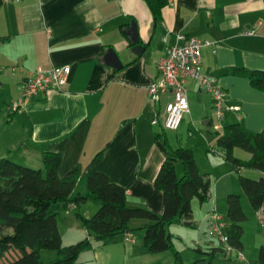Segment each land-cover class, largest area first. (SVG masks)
<instances>
[{
    "label": "crops",
    "instance_id": "crops-1",
    "mask_svg": "<svg viewBox=\"0 0 264 264\" xmlns=\"http://www.w3.org/2000/svg\"><path fill=\"white\" fill-rule=\"evenodd\" d=\"M132 22L138 42L145 48L141 55L131 51L132 45L121 31L127 25L129 35ZM177 35L197 36L209 42L202 47L200 70L224 89L225 104L236 107L225 110L222 120L216 119L215 124L239 122L253 133L264 129V91L254 88L247 77L232 72L235 67L264 69L263 0H168L158 21L153 20L144 0H18L0 4V107L6 109L19 98L22 81L36 68L69 64L71 72L62 91L40 92L28 98L17 112L0 113V158L15 154L20 161L34 160L41 169L44 151L58 153L60 178L73 169L78 171L72 191L75 196L87 193L84 171L101 152L94 170L126 188L127 205L162 214L163 193L154 187L153 180L164 153L155 139L154 127L158 123L151 121L155 113H162L170 94L153 103L148 100L147 86L158 76L159 57L178 43ZM110 48L120 58L121 68L106 65L104 55ZM186 88L189 111L176 132L183 125L187 133L192 128L198 131L199 139H188L187 147L193 150L201 174L209 178L206 170L201 172L197 153L213 163L209 171H214L217 162L224 172L214 185L210 182L209 199L226 210L225 197L239 193L232 186L233 170L219 153L206 149L214 144V137L210 139L198 127L199 121L207 126L213 124V99L193 80L187 82ZM167 139L170 145L168 136ZM209 153L218 157L210 159ZM97 208V203L86 200L78 207L64 209L66 216L58 225L63 245L86 236L93 239L73 210L91 216ZM207 214L208 210L204 226L197 225L192 212L193 227H167L174 246L182 229L187 232L186 228L202 227L208 234ZM144 223L132 219L129 224L138 228ZM196 236L190 241L198 249L214 248L206 240L207 246L202 249L201 243L205 242ZM173 262L170 251L149 253L140 231L118 235L104 243L92 241L78 257V264Z\"/></svg>",
    "mask_w": 264,
    "mask_h": 264
},
{
    "label": "trees",
    "instance_id": "trees-1",
    "mask_svg": "<svg viewBox=\"0 0 264 264\" xmlns=\"http://www.w3.org/2000/svg\"><path fill=\"white\" fill-rule=\"evenodd\" d=\"M144 1L153 20L161 19L162 9L168 0ZM125 27L123 25L121 31L129 45H132L126 30L128 26ZM232 72L247 77L254 88L264 91V69L235 67ZM155 139L160 141L165 150L164 160L153 180L154 187L163 193L162 214L127 205L126 188L110 181L104 173L94 170L101 152L93 157L84 171L87 193L75 196H72V191L79 177L78 171L73 169L60 178L57 174L60 164L58 153L44 151L43 170L0 158V264H78L79 254L92 241L104 243L134 231L141 232L144 247L149 253L170 251L173 264H183L167 227L174 224L194 226L191 202L194 198L201 203L209 199L210 179L199 173L190 147L173 148L169 145L164 128L156 133ZM235 148L248 152L249 157L236 156ZM207 150L220 152L222 158L234 167L240 188L257 215L264 204V129L253 133L246 131L239 122L224 125L221 130H216L214 144L208 145ZM177 163L182 166L180 177L176 172ZM244 168L257 170L262 175L257 179L245 177L240 174ZM86 200L97 203V210L91 216H85L74 209L73 215L93 239L86 236L76 243L63 245L58 231L59 212L72 205L78 207ZM244 218L240 195L228 194L224 214L225 233L228 244L236 251L242 248L240 222ZM132 219L143 220L145 223L132 228L129 224ZM217 240L218 248L210 247V250L203 252L207 257L201 260H207L208 264L216 251L225 255L223 243ZM42 250L54 251L55 257L44 262L40 253ZM197 250L202 252L201 249ZM10 251H14L16 256L3 262L2 259ZM256 264H264V241L259 246Z\"/></svg>",
    "mask_w": 264,
    "mask_h": 264
},
{
    "label": "built area",
    "instance_id": "built-area-1",
    "mask_svg": "<svg viewBox=\"0 0 264 264\" xmlns=\"http://www.w3.org/2000/svg\"><path fill=\"white\" fill-rule=\"evenodd\" d=\"M18 0H1L9 3ZM177 42L156 62L158 76L147 86L148 100L158 102L162 95L170 94V99L164 104L162 113H155L151 123L157 124L162 119L161 126L165 130L176 131L186 113L189 111L186 84L189 80L195 81L200 89L208 92L213 99V108L217 120L222 118L225 110L236 109L225 104L226 92L216 80L200 70L202 47L208 45L197 36L177 35ZM180 41V42H179ZM71 72L69 64L53 66L49 69L36 68L22 81L19 98L6 105V110L13 114L17 112L25 101L47 90L62 91ZM217 123L215 129L221 130ZM74 208V205L71 206ZM258 221L264 226V204L257 212ZM226 222L215 205H211L207 214V231L224 245L225 255L235 256L244 261L241 251H236L228 244L225 233Z\"/></svg>",
    "mask_w": 264,
    "mask_h": 264
},
{
    "label": "rangeland",
    "instance_id": "rangeland-1",
    "mask_svg": "<svg viewBox=\"0 0 264 264\" xmlns=\"http://www.w3.org/2000/svg\"><path fill=\"white\" fill-rule=\"evenodd\" d=\"M6 111L7 110L4 107L3 108L0 107V113H2V112L6 113ZM212 116L214 118L213 124L207 126V125L201 124V121H199L198 127L210 139L212 137H214V141H215V138H216V129L214 126L215 120H216L215 113ZM159 120H160V122L154 127V130L157 133L161 132V126L160 125H161L162 119L160 118ZM183 126L177 132L171 131V130H166V134L169 138V142H170L171 147L176 148L178 146H187V144H188L187 140L190 138H193V137H194V139H191L193 142L196 141V139H199L197 130L195 131L192 128L191 133H187V130L184 129ZM18 152H19V150H18ZM217 153L220 154V152H218V151H217ZM234 154L236 156H239L242 158H248L249 157V153L242 150L241 148H235ZM208 157L210 159H211V157H214V159H216V157H218V156H215V155L213 156L212 153H209ZM8 159L13 160L14 162H17L19 164H22L23 166H27V167L35 168V169H40L39 165H37V163H35L34 160H31L28 162L27 161H20L21 159L19 157H17L15 154H12L11 157ZM197 162L200 166L201 172L204 173V170H206V173L209 174L208 176H209L211 185H214V182L218 179V177L222 173H224L216 165L217 162L216 163L214 162V171L213 172L209 171L211 169L210 166L213 165V163L210 164L203 154L200 155V153H197ZM229 167H231V169L233 170L232 175H231L232 186L234 188H236V189H234L236 192H239L236 194L240 195V203H241L244 215H245L244 220L242 222H240V225L242 228V234H241V239H240L241 243H242L241 252H242L245 260L239 261L235 256L224 255L221 251H216L214 253V255L211 257V263L210 264H256L259 246L264 241V226H262L261 223L258 221L259 219H258L255 211L252 209L246 195L243 193V191L240 188V185H239L238 180H237L238 173L235 171V169L232 165H229ZM41 169L43 170V167ZM176 172H177V176L180 177L182 174V166L179 163L176 164ZM258 173L259 172L257 170H253L250 168H244V169L240 170L241 175H243L245 177H249V178H255V179L259 178L260 175ZM82 185H83V182L78 185L77 189L80 190ZM77 192H79V191L77 190ZM219 202H221V204H223L222 201H219ZM225 204H226V199H225ZM211 205H215L217 210L222 215L225 214L226 210L223 208V206L220 205V203H215L212 198L208 199L202 203L197 198H194L192 200L191 207H192L193 215L195 216V221H197V225L199 224V226H201V225L204 226V223H203L204 222V215L207 213V210H209ZM64 216H66V211L63 209L58 214V225L59 226H61V224H63V220H64L63 217ZM186 229H187V232H185V229L184 230L182 229V233L181 232L179 233L181 240L178 239V241H177L175 239V246L178 247L177 249L179 250V254L181 256V260H182L183 264H197L199 262L198 261L199 258L201 259V258L207 257L206 254H202L204 251H207V250H203L201 253L199 250H197V247L193 244V242L190 241V239H194L195 237H197L196 235H198V237L202 240V242L203 241L205 242V245H202V243H201V246L203 247V248L201 247L202 249H204V246H207L206 240L209 241L208 243L211 242L212 244H214L215 248H218V246H219L218 240L216 238H213L211 235L205 233L204 229L202 227H200V228H186ZM40 253H41V256H42L44 262H47L48 260H51L52 258L55 257V252L51 251V250H42ZM15 256H16V253L14 251H10L4 256V258L2 260H3V262H8L11 259H13ZM204 261H207V260H204Z\"/></svg>",
    "mask_w": 264,
    "mask_h": 264
},
{
    "label": "water",
    "instance_id": "water-1",
    "mask_svg": "<svg viewBox=\"0 0 264 264\" xmlns=\"http://www.w3.org/2000/svg\"><path fill=\"white\" fill-rule=\"evenodd\" d=\"M129 35H130V40L132 42L131 51L136 55H141L144 52L145 48H144V45L138 42V36H137L136 26L134 22H132L130 25ZM104 59H105V63L107 66H113L116 68L122 67L120 58L118 57V55L112 48H110L107 51V53L104 55ZM157 145L160 147V149L164 153L165 150L161 146V143L157 142ZM197 264H208V261H200Z\"/></svg>",
    "mask_w": 264,
    "mask_h": 264
}]
</instances>
